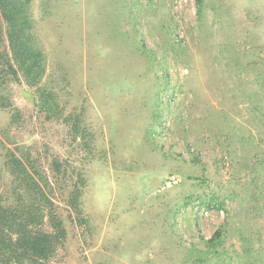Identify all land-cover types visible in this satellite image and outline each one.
Here are the masks:
<instances>
[{"label": "rangeland", "instance_id": "1", "mask_svg": "<svg viewBox=\"0 0 264 264\" xmlns=\"http://www.w3.org/2000/svg\"><path fill=\"white\" fill-rule=\"evenodd\" d=\"M42 1L34 32L61 117L13 87L0 193L6 154L48 178L66 229L50 264H264V0Z\"/></svg>", "mask_w": 264, "mask_h": 264}, {"label": "trees", "instance_id": "2", "mask_svg": "<svg viewBox=\"0 0 264 264\" xmlns=\"http://www.w3.org/2000/svg\"><path fill=\"white\" fill-rule=\"evenodd\" d=\"M32 2L0 0V108L11 109L13 87L24 85L34 93L30 102L45 117H61L55 92L44 81L47 53L34 32ZM195 3L199 13L200 0ZM46 6L47 1H42L41 10L45 11ZM18 119L19 112L15 108L10 112V123H17ZM64 120L71 121L74 129L79 127L77 118L71 120L66 116ZM23 157L6 154L4 158L10 180L8 191L0 193V264H50L65 240L64 218L55 212L54 203L48 196V178L34 168L28 155ZM259 163L256 172L264 173L263 161ZM53 165L59 164L54 162ZM73 184L68 204L81 213L80 201L85 187L82 173H78ZM228 197L234 195L230 192ZM223 201L212 203L214 198H209L200 204L220 210L224 207ZM223 233L224 228L220 226L206 240L211 251L216 252Z\"/></svg>", "mask_w": 264, "mask_h": 264}, {"label": "water", "instance_id": "3", "mask_svg": "<svg viewBox=\"0 0 264 264\" xmlns=\"http://www.w3.org/2000/svg\"><path fill=\"white\" fill-rule=\"evenodd\" d=\"M21 94L23 97L27 98L28 96L33 97L34 95L25 91L24 89H21Z\"/></svg>", "mask_w": 264, "mask_h": 264}]
</instances>
